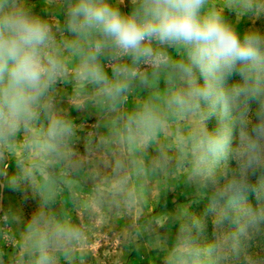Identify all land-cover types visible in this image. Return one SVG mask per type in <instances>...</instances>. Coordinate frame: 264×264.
<instances>
[{
  "label": "clouds",
  "instance_id": "9594fccd",
  "mask_svg": "<svg viewBox=\"0 0 264 264\" xmlns=\"http://www.w3.org/2000/svg\"><path fill=\"white\" fill-rule=\"evenodd\" d=\"M45 3L52 11L41 15L30 0H0V193L31 190L39 201L25 221L0 195V222L19 231L0 264H75L84 228L52 208L65 187L80 206L82 172L93 181L92 213L142 208L147 185L168 176L207 198L213 240L197 241L202 225L184 208L165 264H264V248L252 251L264 239V30L241 35L225 15L264 20V0ZM60 84L106 129L84 154L57 103ZM167 220L133 223L127 240H166Z\"/></svg>",
  "mask_w": 264,
  "mask_h": 264
},
{
  "label": "rangeland",
  "instance_id": "374dc122",
  "mask_svg": "<svg viewBox=\"0 0 264 264\" xmlns=\"http://www.w3.org/2000/svg\"><path fill=\"white\" fill-rule=\"evenodd\" d=\"M30 3L35 6L36 11L41 15L52 11L45 0H30ZM124 10L127 11L128 9L125 8ZM43 11L44 13H42ZM225 15L237 23L241 35L251 27L264 30V20H256L250 15L235 17L230 12H226ZM49 19H52V17H49ZM56 19H62V17H56ZM238 80L239 76L234 75L232 77L233 82ZM140 95H143V93H140ZM59 98L62 99L60 100L61 108L66 111L67 115L70 112L71 116L75 101L72 98L68 99L67 95L63 96L57 93V102ZM135 102L136 97L130 96L128 108H132ZM256 107L257 105L252 103L253 112ZM79 110L76 109V116L81 111L79 118L81 126H76L77 148L81 154H84L85 141L91 136L105 134L106 129L103 127L101 117L94 106L89 105L87 108ZM208 126L210 130L215 128V118L209 121ZM8 171L14 173V162L10 163ZM75 179L79 183V187L76 188L75 192L80 201V206L73 204L72 193L65 187L52 208L57 216L67 215L71 223L84 228L87 237L86 246L82 253L77 254L75 264H165L167 252L175 242L181 212L184 208H188L190 218H196L202 225L201 230H194L197 241L204 245L213 240L212 216L207 211V198L202 197L192 186L184 183L176 176L162 178L159 183L155 180L151 181L145 188L146 203L142 208L132 210L112 206L106 207L103 211L97 213L86 210L87 197L93 185L91 177L82 172ZM255 179L254 177L253 180ZM0 195H2L5 210L11 208L13 211L18 212L25 221L30 218L39 202L38 197L31 190H28L26 194H21L11 188H5ZM25 195L27 198H25ZM249 199L253 204L256 203L254 195H250ZM164 217H168V220L163 227L159 228V232L164 234L166 240H157L155 235L149 236L147 234L136 242L127 240L129 226L133 223L143 224L145 220L151 218L160 221ZM13 236L18 238V228L15 226L8 227L0 222V248L5 253V260H7L8 254L14 250L12 246ZM259 248H264V239L260 240L259 247L253 248L252 251H259ZM60 264H66L63 258H61Z\"/></svg>",
  "mask_w": 264,
  "mask_h": 264
},
{
  "label": "crops",
  "instance_id": "0c3cea01",
  "mask_svg": "<svg viewBox=\"0 0 264 264\" xmlns=\"http://www.w3.org/2000/svg\"><path fill=\"white\" fill-rule=\"evenodd\" d=\"M42 13H44V11L42 12ZM57 93L59 94V95H67V98L69 99V98H72V89H71V85L70 84H60V85H58V91H57ZM61 98H64V97H61ZM61 98H59L58 99V105L61 107V103H60V100H62ZM76 102H74L73 103V112H72V115L70 116V112H69V118L73 121V123L76 125V126H81V124H79V118H80V116H81V109L79 110L80 112H79V114H77V116H76V109L77 108H75L74 107V104H75ZM77 111H78V109H77Z\"/></svg>",
  "mask_w": 264,
  "mask_h": 264
}]
</instances>
